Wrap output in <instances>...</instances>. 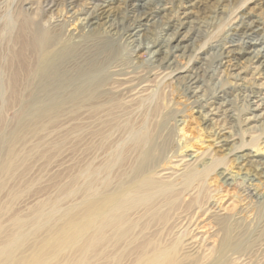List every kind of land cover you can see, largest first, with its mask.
<instances>
[{
    "label": "rangeland",
    "instance_id": "obj_1",
    "mask_svg": "<svg viewBox=\"0 0 264 264\" xmlns=\"http://www.w3.org/2000/svg\"><path fill=\"white\" fill-rule=\"evenodd\" d=\"M30 2L43 7V0H0V69L6 74V92L0 97V264H236L233 253L251 255L243 264H264V252L253 257L262 240L256 225L264 222V119L246 125L251 115L231 93L223 94L219 104L231 102L238 119H230L231 111L212 112L219 105L212 103L218 101L215 94L225 81L209 78L218 70L216 49L231 38L237 25L250 21L264 28V0H189L190 25L197 34L192 45L197 49L179 57L176 64L190 69L181 75L210 71L202 76L199 89L187 90L184 80L152 73L146 48L131 52L122 45L121 65L151 86L148 98L134 109L123 98L111 101L107 68L98 78L106 83L91 100L46 104L28 98L27 34L38 17L30 14ZM94 4L57 0L43 23L50 28L53 20L60 19L69 33ZM176 8L167 11L170 16H177ZM9 15L15 24L6 31ZM252 71L247 78L261 85L264 96V78ZM113 111L117 116L111 115ZM117 122L120 125L114 127ZM144 124L158 136L153 167L165 161L161 167L179 169L170 154L176 155L186 142L190 149L184 147L183 154L189 151L206 158L213 152V162L194 178L168 188L162 205L159 201L157 208L139 214L120 213L111 224V195L117 190L121 167L136 154L131 151L133 136L126 131ZM215 129L235 134L240 146L255 149L258 161L238 162L215 152ZM120 151L123 156L117 159ZM223 168L230 177L227 182L218 174ZM152 179L158 181L154 174ZM203 216L212 217L210 224L219 221V228H208V223L207 228H195L202 225ZM191 241L198 242L196 250Z\"/></svg>",
    "mask_w": 264,
    "mask_h": 264
},
{
    "label": "bare ground",
    "instance_id": "obj_2",
    "mask_svg": "<svg viewBox=\"0 0 264 264\" xmlns=\"http://www.w3.org/2000/svg\"><path fill=\"white\" fill-rule=\"evenodd\" d=\"M56 1L43 0L42 8L41 6L38 7L36 3V5L31 2L27 4L29 5L30 14L38 15V17L36 16L37 19L32 21L31 34H27L31 55L28 68L25 71L26 88L31 89L28 98L34 103L55 104L58 101L91 100L96 97V90L104 82L106 83V79L105 81L102 79L99 81L98 78L102 69L107 68L105 70H108L109 74L111 73V101L122 100L123 98L128 108L134 109V106H139L142 100L144 101L148 98L151 86H149V82L147 83L148 80L143 81L140 75H136L133 70L121 65L118 50H120L122 45L131 48V52L146 48L150 53V61L153 64L151 65V72L156 75L161 74L160 76L174 77L178 81L184 80L187 90L201 88L198 83L203 80L202 76L210 72L205 69L203 74V72L195 70L191 71V74L181 75L180 73L190 69H187L189 68L188 66L179 68L177 67L178 63L176 64L179 57L189 52L193 53L197 49L196 46L192 45V39H195L194 37H197V34L195 35L192 32V26L190 25L191 11L189 10L190 5H188L189 0H93L96 4L85 12L87 15L84 18H79L81 23L74 31L69 33H66L68 31L64 28V25L66 26L67 24H61L62 21L60 19H57L56 22L53 20L50 28H46L43 23L46 12L48 9L53 8ZM176 7L180 12L177 16H170V12L167 11H173ZM50 20L52 23V19ZM249 22L243 21L240 25H237L232 32L231 38L216 49L218 51L216 57L218 70L215 73L210 72V76L208 75L209 78H216L220 82L225 81L224 84L219 86L215 94V99L217 98L218 101L213 100L212 103L219 104V99H225L223 94H233L235 98L243 101L247 113L251 115L246 118L248 120L246 125L248 126L253 121L259 122L264 119L262 87L251 83L247 78L248 73L252 70V73L264 78V28L259 24ZM14 24V19L9 15L5 24L6 31L11 30ZM116 47L117 49H115ZM17 59L19 61L18 57ZM5 76V70L1 68V98H4L6 92ZM215 83L213 82V84ZM190 92L195 93V91ZM228 95L230 96V94ZM230 103L225 100L218 106L213 105L212 112L223 111L224 113V111H231L229 113L230 119L237 120V116L235 117L233 110L230 108ZM115 113L117 111H113L111 115L113 117L117 116ZM119 125L117 122L114 127ZM126 132L133 136L134 144L131 151L136 154L129 165L121 167L120 177L119 179L117 178L119 180L117 190L111 195V224L118 220L120 213L134 210V213L139 214L141 211L146 212L155 209V205L159 201L162 205L163 194L166 193L168 188L171 189L182 181L194 178L213 162V158H211L212 149L210 150L212 152L211 156L208 157L206 155V158L197 153V155H193L189 151L183 154L185 150L182 152V149L184 147L187 150L190 149V145L186 142L179 149L180 151L176 152V155L175 153L170 154L171 159L176 158L174 161H176V164L178 163L179 169L170 165H168L170 167H165L166 165L161 167L165 161L163 165H155L156 167H153L152 163L155 161L157 150L159 149L158 136L153 129L147 128L144 124L136 128L131 126ZM215 140V152L222 151L226 156H231L238 162L248 160L255 164L258 161L255 149H244L243 145L240 146L237 143V136L235 137V134L231 132L223 129L222 132H218ZM116 144L118 147L121 144V140L118 139L115 142ZM163 145L165 146V144ZM164 146L161 148L165 150ZM121 156L123 155H121L120 151L117 159H120ZM161 158L163 159V157ZM153 174L158 177V181L152 179ZM218 174L224 179V182L230 179V177H227V168L221 169ZM205 217L204 220L202 219V225L196 223L195 228H207L208 224L210 225L208 228H219V221L210 224L211 220H213L211 219L212 217ZM214 219L216 218L214 217ZM235 228H239V226ZM254 232L255 230L252 234ZM256 232L261 233L262 240L258 243L253 257H258L264 252V222L256 225ZM191 242V249L196 250L198 242ZM250 257L251 255L244 253H233V260L236 264H243L244 260H248Z\"/></svg>",
    "mask_w": 264,
    "mask_h": 264
}]
</instances>
